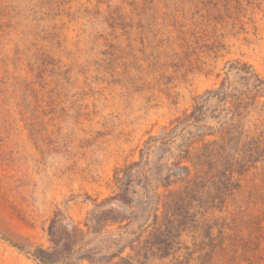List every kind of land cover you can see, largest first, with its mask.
I'll return each instance as SVG.
<instances>
[{"label":"rangeland","instance_id":"obj_1","mask_svg":"<svg viewBox=\"0 0 264 264\" xmlns=\"http://www.w3.org/2000/svg\"><path fill=\"white\" fill-rule=\"evenodd\" d=\"M235 123L264 142V0H0V264H264V156L156 247Z\"/></svg>","mask_w":264,"mask_h":264},{"label":"trees","instance_id":"obj_2","mask_svg":"<svg viewBox=\"0 0 264 264\" xmlns=\"http://www.w3.org/2000/svg\"><path fill=\"white\" fill-rule=\"evenodd\" d=\"M174 123H176V126L171 128L168 133L163 134L160 139L161 143L167 144L172 139L180 124L179 119L175 120ZM241 134L238 123L223 128L220 141L221 147L218 151L211 150L206 156L208 167L203 176L200 174L203 169L200 164L193 162L194 160L187 156L184 159L191 162L195 174L190 176V170L183 168L185 177L173 183L180 184L179 190L163 196H155L156 205L160 204L163 209L161 222L157 223V217L155 216L156 232L163 238L156 247L163 248V257H168L176 252L175 248L182 233L192 225L196 216L204 215L213 210L221 211L227 198L238 188V185L232 182L233 175L246 172L253 167L258 159L264 156V142L262 140L252 138L242 144L240 143ZM230 142L240 146L239 153H241V157H239L237 151L235 154L226 152ZM213 145L215 146L217 143L213 142ZM216 158H219L220 162L216 163ZM219 163L220 166H218ZM210 174L213 175L210 178L211 180H208ZM207 184L209 186L206 187ZM205 238L212 242L208 232ZM144 244L149 243L145 241ZM212 255L213 250L205 254L203 258L210 259ZM39 259L46 264L45 260Z\"/></svg>","mask_w":264,"mask_h":264}]
</instances>
